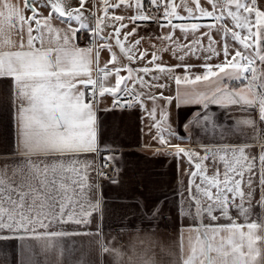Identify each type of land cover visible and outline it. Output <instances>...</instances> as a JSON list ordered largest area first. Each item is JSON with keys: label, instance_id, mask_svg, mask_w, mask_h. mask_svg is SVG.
I'll list each match as a JSON object with an SVG mask.
<instances>
[{"label": "snow or ice", "instance_id": "obj_1", "mask_svg": "<svg viewBox=\"0 0 264 264\" xmlns=\"http://www.w3.org/2000/svg\"><path fill=\"white\" fill-rule=\"evenodd\" d=\"M203 18L213 22H173ZM150 24L160 34L140 36ZM81 40L87 41L83 47ZM146 41L151 52L140 50ZM168 52L179 61L172 67L161 58ZM197 55L202 65L186 62ZM221 55V63L209 62ZM181 68L184 74H176ZM210 77L214 87L225 78L247 87H217L188 98L178 92L184 104L202 105L183 125L187 139L195 135L202 147L173 144L185 137L169 123L172 97L161 81L174 79L179 87ZM0 81H7L14 123V147L0 153V240L33 242L30 253L21 245L19 264H61L60 240L77 235L93 238L99 264L105 256L110 264H161L151 241L142 254L131 255L103 231L110 215L127 225L125 210L141 222L155 221L167 202L146 179L125 184L121 170L113 171L119 149L101 148L106 96L112 105L104 112L138 107L146 113L147 134L158 142L153 155L187 158L189 178L173 202L193 225L179 230L173 264H264V0H0ZM210 104L234 107V122L219 124ZM210 134L218 146L202 143L200 137ZM101 153L108 154L98 165ZM101 181L116 195L106 199ZM73 226L81 231H69ZM90 226L95 231H83ZM79 264L93 262L81 257Z\"/></svg>", "mask_w": 264, "mask_h": 264}, {"label": "crops", "instance_id": "obj_2", "mask_svg": "<svg viewBox=\"0 0 264 264\" xmlns=\"http://www.w3.org/2000/svg\"><path fill=\"white\" fill-rule=\"evenodd\" d=\"M30 14V13H29ZM102 14V13H101ZM182 16L186 13L181 12ZM198 15V14H197ZM127 22V21H126ZM174 23H212L209 18H203L200 20H173ZM207 29H204L206 31ZM149 32L153 34H160L156 25H149L148 30L141 28L139 35L147 36ZM176 35L180 36L179 30L176 31ZM219 39V37H216ZM181 43L190 42L185 41L183 37L180 39ZM159 46L158 42H155ZM205 46L207 40L203 41ZM83 47L84 45H81ZM148 47L149 52L153 49L146 41L140 46V50ZM118 51V50H117ZM182 54V53H181ZM159 55V53H158ZM108 55H104L103 59H109ZM162 60L167 62V67H172L179 61L176 57L172 56L171 52L164 53ZM230 58V57H229ZM151 59V55L147 57V60ZM223 56L219 58L213 57L211 64L215 65L223 61ZM144 62L133 65L134 67H143L147 63ZM185 60L188 64L202 65L204 59L202 56H186ZM150 67H154L149 65ZM196 74H203L204 69L197 67L194 69ZM179 75L184 74L183 68L178 69ZM121 75H128L127 72L122 71ZM135 75V73H133ZM194 78V77H193ZM114 78L111 83L114 84ZM161 82L168 83V88L164 89L166 96L172 97V103L167 105L170 112V121L173 128L178 130V134L181 137H185V142L180 143L179 140H173V144H180L185 148L201 149L202 145L196 143L197 137L194 135L191 140H188L184 131L183 125L192 117L194 113L202 111V105L184 104L183 100L176 99L178 92L181 93L184 98H188L194 92L206 93L211 95L215 88H227L229 91H240L247 87V82H239L236 80H227L225 78L222 83L215 84L213 78H209V82H197L195 85L189 84L187 86H177L174 79L171 81ZM11 94L7 89V81H0V153H7L14 147V123H13V109L10 104ZM112 105V97L106 96L104 103L101 105L100 118L102 121V144L101 148L105 145H112L119 149L114 155L120 157L117 160L115 166L116 169H120V179L127 184L129 181L144 178L149 182V187L154 190V195L160 196L161 199H165L167 196V202L165 203L164 212L155 221L141 222L136 216H132L131 211H128L130 219L127 225L119 218L118 215L107 216L103 221V231L109 241L115 237V245L117 247L124 246L125 250L131 255H140L149 246V241L155 247L157 259L161 264H173L175 257L170 256V253H175V256H179V230L187 228L193 225L191 217L181 216L178 214L177 205L173 202V197L176 201H179V191L182 190L181 185L187 183L189 164L187 158L181 161L180 157H174L171 155H153L155 148L158 146V142L154 143L152 136L148 135V129L146 127L147 120L144 119L146 113H143L141 108L133 109H121L116 108L112 111L104 112V108H110ZM151 106L150 103L148 105ZM208 111L214 114L213 118L222 125H229L234 122L233 113L235 108L232 106L221 107L217 104H210ZM156 130L153 129V134ZM202 143L209 147L218 146L214 140L211 139V134L208 137H200ZM108 153H101L97 163L99 164L104 155ZM122 154V156H121ZM200 154L203 155L202 150ZM103 185V193L106 199L116 195L117 189L114 188L110 182L101 181ZM256 199H259L257 194ZM194 211V209L192 210ZM259 208L255 209V212H260ZM233 218H236V214L233 213ZM254 219V217H253ZM244 224V220L241 218L238 221ZM215 223V222H214ZM219 223H227L225 220L219 221ZM69 231H81L80 229L72 228ZM123 230V231H122ZM83 231H95L94 227L83 229ZM246 231V228H245ZM7 235L8 233H4ZM188 233H185V242H187ZM31 240L20 239H7L0 240V264H19L21 245L24 246V251L30 253V247L32 245ZM60 244L64 248L63 256H60L59 249L57 250V259L61 264H79L81 257L89 259L93 264H99L100 257L98 249L93 242V238L90 236L77 235L72 237H66L60 240ZM43 259V257H39ZM111 258L105 256L104 264H110Z\"/></svg>", "mask_w": 264, "mask_h": 264}, {"label": "built area", "instance_id": "obj_3", "mask_svg": "<svg viewBox=\"0 0 264 264\" xmlns=\"http://www.w3.org/2000/svg\"><path fill=\"white\" fill-rule=\"evenodd\" d=\"M86 43H87V41H84V40H81V41H80V44H81V45H85ZM102 163H103V160H102L99 164H102ZM99 164H98V165H99ZM115 170H116V166L114 165V166H113V171H115Z\"/></svg>", "mask_w": 264, "mask_h": 264}]
</instances>
